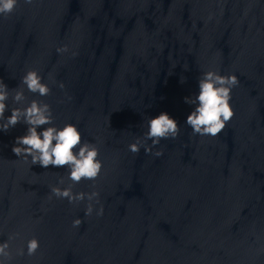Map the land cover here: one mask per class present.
Instances as JSON below:
<instances>
[{
    "label": "water",
    "instance_id": "obj_1",
    "mask_svg": "<svg viewBox=\"0 0 264 264\" xmlns=\"http://www.w3.org/2000/svg\"><path fill=\"white\" fill-rule=\"evenodd\" d=\"M29 70L50 94L25 86L5 116L35 99L56 126L77 125L102 170L73 191L98 192L99 203L86 216L87 199L56 198L67 167L15 156L26 124L0 130V242L18 234L7 264H264V0H19L0 15V79L11 91ZM209 70L239 80L234 115L214 137L186 125L195 106L185 97ZM162 112L179 136L131 152Z\"/></svg>",
    "mask_w": 264,
    "mask_h": 264
},
{
    "label": "clouds",
    "instance_id": "obj_2",
    "mask_svg": "<svg viewBox=\"0 0 264 264\" xmlns=\"http://www.w3.org/2000/svg\"><path fill=\"white\" fill-rule=\"evenodd\" d=\"M25 4L32 5L34 0H23ZM19 0H0V15L5 17L15 12ZM66 48L57 49L58 52L66 51ZM184 82V78L181 79ZM239 80L235 75H221L217 71L209 70L203 72L198 81L199 92L194 97H185V102L194 105V109L187 116L186 125L192 130V135L216 136L225 127L226 123L234 115L229 103L232 90L237 87ZM25 86L27 91L37 93L40 96H47L51 88L43 82V77L36 70L27 71L21 78L20 86L10 91L8 86L0 79V130L7 132L19 123L27 125L26 134L15 139L12 152L17 157L25 159L31 157L32 165H40L48 168L67 167L69 170L67 179L71 181L68 187L53 186L51 193L56 198L67 199L69 203H79L88 200L85 215L90 216L95 211V204L99 203L98 192L74 193L73 186L82 180H95L101 170L102 161L98 159L99 149L90 142L83 141L77 125L68 123L62 128L54 124L52 108L47 103L39 100H32L27 107H13L11 115L5 116L8 110V100L11 98L14 103L22 104L26 100ZM64 88V84H60ZM148 129L141 138L137 137L136 142L129 145V150L139 153L144 147L146 154L152 152V148L158 145L163 139H175L179 136L181 128L179 122L167 112H162L147 121ZM43 131H38L42 126ZM151 140V146L147 141ZM78 149V151H77ZM155 155H161L156 152ZM60 184H64L61 178ZM103 206L96 212L98 216L103 215ZM82 219L73 221V227H79ZM18 234L9 236L8 241L0 242V264H7L12 259L11 241L16 239ZM39 249V241L32 238L27 242V255L33 256ZM18 255L23 256L24 249L21 248Z\"/></svg>",
    "mask_w": 264,
    "mask_h": 264
}]
</instances>
